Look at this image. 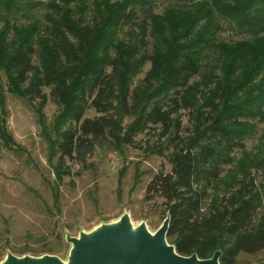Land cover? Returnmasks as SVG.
<instances>
[{
    "label": "trees",
    "instance_id": "16d2710c",
    "mask_svg": "<svg viewBox=\"0 0 264 264\" xmlns=\"http://www.w3.org/2000/svg\"><path fill=\"white\" fill-rule=\"evenodd\" d=\"M158 1L0 0V143L14 151L5 93L38 102L57 183L94 139L130 146L134 134L157 131L166 146L154 153L171 150V170L153 176L145 200H162L166 240L180 256L220 251L219 264H236L238 254L264 250V148L249 159L252 175L243 165L234 187L210 192L264 123V0H169L155 13ZM39 7L40 20L31 16ZM224 28L238 39L220 40ZM48 99L60 108L50 132ZM89 109L100 116L84 118ZM113 113L132 124L122 128Z\"/></svg>",
    "mask_w": 264,
    "mask_h": 264
},
{
    "label": "rangeland",
    "instance_id": "374dc122",
    "mask_svg": "<svg viewBox=\"0 0 264 264\" xmlns=\"http://www.w3.org/2000/svg\"><path fill=\"white\" fill-rule=\"evenodd\" d=\"M168 2L158 1L154 12H162ZM32 13L31 16L40 20L44 9L39 7ZM16 21L28 22L18 18ZM218 37L222 41L238 39L228 28ZM148 68L149 64L143 67L133 80V86L140 82ZM43 92L48 95L49 90L43 89ZM4 102L5 128L14 151L6 150L0 143V264L5 263L8 254L32 260L49 256L61 264H71L72 245L66 242V237H90L99 230L116 226L123 217L132 231L143 226L149 234H154L162 224V217H166L165 208L159 198L146 201L145 189L155 174L171 170L168 162L171 150L162 149L163 156L154 153L157 148L166 146V141L158 140L157 131L134 134L130 146L119 145L108 137L94 139L88 150L67 162L70 175L57 183L52 168L54 160H48L49 145L36 113L38 102L7 93ZM59 111L56 103L48 99L41 112L48 132ZM113 115L124 129L133 122V118L119 119L118 115ZM99 116L89 109L84 118ZM188 118V112L181 111L182 137L191 128ZM244 144V150L234 154L233 165L224 171L220 183L210 194H220L234 187L243 165L247 164L252 175L249 159L263 151L264 123L256 126ZM54 194L58 195L56 203ZM261 201L259 214H264V191ZM166 245L172 246L167 240ZM236 264H264V250L254 255L240 253Z\"/></svg>",
    "mask_w": 264,
    "mask_h": 264
},
{
    "label": "water",
    "instance_id": "95a60500",
    "mask_svg": "<svg viewBox=\"0 0 264 264\" xmlns=\"http://www.w3.org/2000/svg\"><path fill=\"white\" fill-rule=\"evenodd\" d=\"M169 217H166L153 235L143 226L132 231L123 217L112 228L97 231L90 237H66L72 245L71 264H219L221 252L211 258L199 260L196 255L183 257L166 245ZM4 264H61L56 258L46 256L39 260L18 259L8 254Z\"/></svg>",
    "mask_w": 264,
    "mask_h": 264
}]
</instances>
